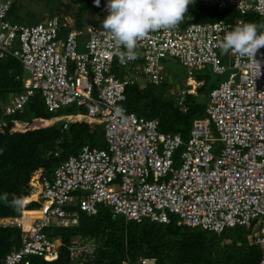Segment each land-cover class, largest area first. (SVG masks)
<instances>
[{"label":"built area","instance_id":"1","mask_svg":"<svg viewBox=\"0 0 264 264\" xmlns=\"http://www.w3.org/2000/svg\"><path fill=\"white\" fill-rule=\"evenodd\" d=\"M190 6L239 16L186 24L185 13L176 27L148 32L137 42L136 59L121 64L112 54L114 41L102 28L78 29L56 18L32 25L12 22L11 0H0V60L12 57L28 73L24 90L2 105L3 115L20 113L40 92L51 113L74 105L89 118L104 119L106 144V149L83 146L50 178L43 177L40 208L0 219V226L23 232L19 247L3 264H30L32 257L55 260L60 241L43 231L74 226L78 211L92 216L100 205L110 207L114 218L136 223L168 224L173 215L178 226L217 236L244 228L261 249L258 264L264 262V47L255 57L259 69L231 51L227 67L220 47L225 33L244 24L249 12L264 22V0H191ZM170 60L187 71V88L176 99L180 106L183 96L196 94L200 85L194 70L208 66L213 74L224 75L230 69L209 91L205 115L193 121L186 141L160 132L157 119L124 108L126 88L160 84L167 77L163 63Z\"/></svg>","mask_w":264,"mask_h":264},{"label":"trees","instance_id":"2","mask_svg":"<svg viewBox=\"0 0 264 264\" xmlns=\"http://www.w3.org/2000/svg\"><path fill=\"white\" fill-rule=\"evenodd\" d=\"M45 1L50 19L56 18L66 25V16H71L73 26L78 29L87 25L102 28V22L91 20L85 23V16L96 7L95 0H68L76 6L71 13L70 6L63 0ZM20 9V0H11L8 19L23 23L34 14L31 11L21 14ZM185 16L188 17L186 24H202L236 19L239 15L234 11L190 6ZM243 20L264 25L251 12ZM66 31L67 28L62 26L60 32ZM27 77L28 73L14 58L0 60V196L7 193L9 201L13 194L26 197L24 210L29 211L41 207L37 196L43 177L50 178L58 165L69 156H76L83 146L106 149V144L101 127L96 124L97 118L87 117L85 109L80 107L82 115L78 119L73 122L61 120V115L53 116L56 113L48 111L40 92L35 93L20 113L3 115L2 105L9 97L24 90ZM184 79L130 85L125 91L124 108L139 116L157 119L160 132L177 134L186 141L193 121L205 115L206 102L200 98L208 96L216 84H210L208 74L195 75L201 86L196 95H184L180 106L176 101L178 91L174 95L172 92L175 87L181 89L185 86ZM65 108L72 111L74 105ZM180 151L181 148L174 155L175 164ZM20 216L21 212L0 200V219ZM169 218L168 224L148 220L136 223L126 221L120 215L114 218L112 209L103 205L98 206L97 214L92 216L78 211L76 225L51 226L43 231L48 239H59L57 258L47 261L32 257L30 264H122L124 261L139 264L142 259H153L154 264H258L261 259V249L247 238V230L244 237L229 238L225 233L217 236L178 226L177 217L170 215ZM22 234L19 227L0 226V264L12 249L19 247ZM224 239L227 243H223Z\"/></svg>","mask_w":264,"mask_h":264},{"label":"clouds","instance_id":"3","mask_svg":"<svg viewBox=\"0 0 264 264\" xmlns=\"http://www.w3.org/2000/svg\"><path fill=\"white\" fill-rule=\"evenodd\" d=\"M190 2L191 0H108L106 6L108 15L102 22V29L110 35L115 43V52L112 54L119 57L121 64L135 60L134 50L137 47V42L144 39L150 31L171 29L180 24ZM95 4L99 6L100 0H95ZM121 46L126 51H122ZM220 47L222 54H228L231 51L232 54L239 57H246L255 68L259 69L260 64L255 57L258 50L264 47V25L237 24L232 30L225 33ZM177 63L180 64L178 61ZM168 77L167 70L166 79H169ZM185 83L186 80L184 85ZM199 84L201 86V83ZM185 88H187L186 85L177 89V96H181V91ZM26 199V197H17L13 194L12 200L9 201L7 193L0 196V200L13 207L17 212L23 211Z\"/></svg>","mask_w":264,"mask_h":264},{"label":"rangeland","instance_id":"4","mask_svg":"<svg viewBox=\"0 0 264 264\" xmlns=\"http://www.w3.org/2000/svg\"><path fill=\"white\" fill-rule=\"evenodd\" d=\"M13 1V0H12ZM21 2V9L19 11V13L21 14H25L27 11H31L33 12V16H31L30 18H27L26 21H24L22 24L25 25H32L35 24L36 22H41L45 19L49 18V13L47 12L46 8V1L45 0H40L38 2H36L35 0H20ZM63 3L66 5L70 6V10L69 13L74 12V9L76 8L75 5L71 4L70 2H68V0H63ZM107 3L108 0H104L103 2H100L99 6H96L93 10H91L90 12H88V14L85 16V23L88 24L91 20H95L98 22H103V20L107 17L108 15V11H107ZM70 25H73V19L71 16H66L65 18ZM12 22H17L14 21L13 19H10ZM21 23V22H20ZM223 56V61L224 64L228 67V63H229V57L226 54H222ZM164 67L168 70V74H169V79L171 81L174 80H182V78L187 77V71L184 67H182L180 64L177 63V61H167L163 63ZM230 73V69L227 68V71L225 72L224 75H215L212 74L209 67L206 66L204 68H201L199 70H194L193 71V77L195 79V75H209V81L210 84L213 85H217L220 81H222L223 79H225L228 74ZM215 85V86H216ZM179 87V85H178ZM169 89V88H168ZM177 87L174 88L173 90V95L175 93ZM201 101L206 102L207 104V95H202V97L200 98ZM71 107V106H69ZM68 108H64L58 112H55L56 114H53V116L55 115H61V120L67 121V122H73L75 119H78L79 116L82 115L81 111L74 106V108L72 109V111L67 110ZM206 109V107H205ZM105 120L104 119H99L97 118L96 120V124H99V127H101V130L103 132L102 126L104 125ZM225 235H229L228 237L230 238H239V237H244L246 235V231L243 228H235V229H231L228 230L227 233H225ZM223 243H227V240L224 239Z\"/></svg>","mask_w":264,"mask_h":264},{"label":"bare ground","instance_id":"5","mask_svg":"<svg viewBox=\"0 0 264 264\" xmlns=\"http://www.w3.org/2000/svg\"><path fill=\"white\" fill-rule=\"evenodd\" d=\"M27 215H24V219L26 218Z\"/></svg>","mask_w":264,"mask_h":264}]
</instances>
